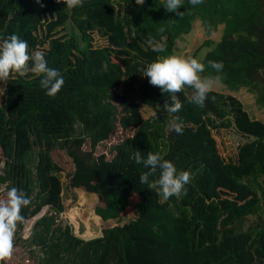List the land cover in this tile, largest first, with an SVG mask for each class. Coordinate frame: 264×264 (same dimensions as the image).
Wrapping results in <instances>:
<instances>
[{"label":"trees","instance_id":"16d2710c","mask_svg":"<svg viewBox=\"0 0 264 264\" xmlns=\"http://www.w3.org/2000/svg\"><path fill=\"white\" fill-rule=\"evenodd\" d=\"M163 5L85 0L68 9L63 0H0V41L16 34L30 53L45 52L48 67L65 81L49 97L41 77L12 73L0 97V188L22 189L31 201L16 230L51 209L29 238L40 246V264H264V221L246 225L264 205V121L237 96L213 89L203 108L189 103L193 89L186 86L177 94L184 129L177 134L168 127L172 116L161 110L166 94L142 75L157 58L173 55L178 39L199 21L207 38L190 57L205 65L201 77L232 91L247 88L264 109V0H203L196 6L183 0L182 15ZM69 22L78 33L60 35ZM221 26V38L212 39ZM95 32L107 45H94ZM150 38L165 43V51L153 52ZM209 61L222 62L223 70ZM142 104L157 115L145 118ZM119 125L136 131L114 146L113 158L97 155ZM231 127L247 138L235 159L222 156L213 133ZM88 140L91 148L84 150ZM56 147L74 162L69 185L99 194L104 204L96 212L116 221L103 236L84 239L70 224H56L66 209ZM137 151L144 158L159 153L189 171L187 195L164 200L140 184L146 169L135 162Z\"/></svg>","mask_w":264,"mask_h":264},{"label":"clouds","instance_id":"9594fccd","mask_svg":"<svg viewBox=\"0 0 264 264\" xmlns=\"http://www.w3.org/2000/svg\"><path fill=\"white\" fill-rule=\"evenodd\" d=\"M61 2V0H57ZM68 9L83 7L85 0H63ZM191 5L196 6L203 3V0H189ZM135 4L143 7L145 0H135ZM165 11L182 15L180 9L183 7V0H164ZM163 31V29H161ZM148 45L153 52H164L166 44L148 40ZM31 62V63H30ZM211 68L217 72L223 70L222 62L209 61ZM205 71V65L192 57H179L175 55L157 58L150 63L142 75L148 82L158 87L162 94H166L161 110L172 116L168 121L170 130L177 134H183V126L178 113L183 108L182 100L178 93L183 92L187 86L193 89L189 103L203 108L208 94L212 91L215 83L211 77H201ZM31 72L41 77L40 86L46 90V95L55 97L62 89L65 81L57 69L48 67L45 59V52L36 50L29 52L27 41L19 38L16 34H10L0 41V81L7 82L12 73L25 76ZM157 115V113H153ZM134 160L142 164L146 171L139 176L140 184H147V188L162 195L164 200L173 196L182 197L187 195V185L191 183V173L187 170H178L173 161L163 159L159 153L148 152L147 157H142L139 151L135 152ZM158 178L151 179L156 176ZM31 203L27 194L16 187H11L6 192V198L0 199V262L6 264L11 260L14 252V238L18 223L24 221L21 209ZM29 239V236H25Z\"/></svg>","mask_w":264,"mask_h":264},{"label":"rangeland","instance_id":"374dc122","mask_svg":"<svg viewBox=\"0 0 264 264\" xmlns=\"http://www.w3.org/2000/svg\"><path fill=\"white\" fill-rule=\"evenodd\" d=\"M223 29V26H221L218 33L212 34L210 37L214 40L220 39L223 34ZM74 32L78 33L73 23L69 22L64 28L60 29L59 34L70 35ZM206 38L207 36L205 35L204 29L201 26L200 22H196L191 33L184 35L180 39H178L175 46V53L173 55L184 58L190 57ZM94 45H107V40L101 37L97 32H95ZM207 49V47L203 48L201 51V55H203ZM5 87L6 83L0 81V97L3 96ZM213 90L237 96L244 103L245 108L249 111L250 115L253 118L264 121V109L260 108L257 105L256 95L249 92L247 88L243 87L238 91H232L227 88V86L222 82L215 81ZM154 112L156 113L153 108L147 106L146 104H142V113L145 118L153 117ZM135 131L136 128L134 127L124 129L119 125L108 140H105L98 145L96 154L100 155L102 153H105L108 159L113 158L115 154V151L113 149L114 146L122 142L127 137L133 135ZM213 133L217 139L220 153L227 159H235L237 157L238 146L247 140V138L240 132H238L235 127L214 130ZM90 148L91 143L90 140H88L83 149L90 150ZM53 157L63 169L60 173V176L64 184L63 196L66 206L65 212L58 217L56 224L61 228H65L67 224H70L71 226H73L74 230L75 224L71 220L69 215L71 210L77 209L81 212L82 217H87L90 211L94 210L98 205H103L104 202L97 193L88 192L84 188H73L69 185V177L70 174L74 172L75 165L72 158L66 153L65 150L56 147L53 150ZM7 190L8 189L5 187V185L0 188V199L6 198ZM50 211L51 209L49 207H45L37 216L29 219L22 230H16L13 256L11 260L6 262V264H40L42 258V251L40 249V246L38 244H31V242L29 241L30 239H25L24 237L26 235L31 237L32 230L36 221L45 214H48ZM260 219L264 221V205L262 211L260 212V215H251L248 218L246 225L248 226L254 221ZM115 224L116 221L110 220L103 224V228L105 229ZM0 264H3V262H0Z\"/></svg>","mask_w":264,"mask_h":264},{"label":"water","instance_id":"95a60500","mask_svg":"<svg viewBox=\"0 0 264 264\" xmlns=\"http://www.w3.org/2000/svg\"><path fill=\"white\" fill-rule=\"evenodd\" d=\"M70 218L75 224L74 233L84 239H92L103 236V224L108 222L96 212V208L89 212L87 217H82L79 210L70 211Z\"/></svg>","mask_w":264,"mask_h":264}]
</instances>
